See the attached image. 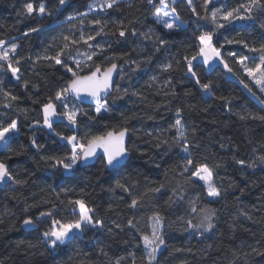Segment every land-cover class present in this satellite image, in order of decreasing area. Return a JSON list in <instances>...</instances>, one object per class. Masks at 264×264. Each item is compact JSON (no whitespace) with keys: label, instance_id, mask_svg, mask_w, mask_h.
I'll use <instances>...</instances> for the list:
<instances>
[{"label":"trees","instance_id":"trees-1","mask_svg":"<svg viewBox=\"0 0 264 264\" xmlns=\"http://www.w3.org/2000/svg\"><path fill=\"white\" fill-rule=\"evenodd\" d=\"M29 2L36 7L43 2L49 11L60 7L58 0H0V39L9 45L17 44L16 55L23 58L19 65L21 81H15L10 73L4 79V89L19 96L20 100L15 102L12 109L0 107V119H18L20 132L10 138L7 148L0 150V159L8 164L16 179L27 181L23 185L12 181L0 184V264H116L120 257L124 258L121 264H133V257L129 253L134 254L135 264H145V251L140 236L150 231L148 217L153 212H159L165 218L166 246L158 253L157 264H206L212 242L217 243L219 250L212 264H264V255L257 254L264 253V165L256 161L258 156L264 155V121L252 118L264 116V103H261L264 96L243 75L239 65L227 57L229 51H239L250 57H256L258 53L249 52L235 44H225L222 50L234 70L256 93L255 96L248 92L240 80L229 73L228 76L220 65L215 71L204 75V82H213L209 95L186 77L176 64V61H183L184 56L196 53V35L200 30L211 28L205 21L197 20L186 2L178 0L174 5L181 20L186 23L181 30L171 34L155 23L152 15L154 8L147 0H120L117 8L104 12L90 11V5L95 0H68L67 5L55 16L45 15L43 18L21 15L25 4ZM153 2L158 6L159 0ZM245 2L219 0L214 6L232 9ZM193 4L203 15V0H193ZM79 13H87V16ZM255 15V21L243 22V26L237 22L219 30V43L229 39H244L251 47L259 48L264 44L261 38L264 29L260 27V22L264 21V11L257 10ZM69 16H76V19L68 20ZM94 19L107 22L106 33L115 31L117 24L138 21L131 26L137 30V36H131L130 27L126 42L118 43L111 35L97 36L95 41L90 42L103 44L107 49L103 55L94 58L95 63L107 66L110 61L105 59L106 56L120 57L127 54L129 59V63L122 59L115 61L123 67L118 68L119 74L114 86L119 87L121 92L127 89L128 95L113 104L112 99L117 95L113 91L108 98L110 111L95 121L82 118L85 124L79 133L84 136L85 133L98 134L113 127L118 128L127 118L130 159L126 168L116 174L103 170L102 160H96L90 166L81 164L72 172L49 167L50 162L42 157L62 154L65 151L63 142L47 129L34 125V121L41 119V114L40 105L33 101L44 102L46 97L54 95L64 86L67 80L60 73L63 68L57 69L58 65L53 66L54 62L37 60V57L54 56L63 45L65 35L75 39H79L81 31L85 36L95 35L98 27L90 23ZM198 25L204 27L198 30ZM40 26H45L43 31L31 33L27 37L23 35L29 28ZM149 29L169 41L159 52L155 51L157 45L152 40H145L139 35L140 32H149ZM77 49L80 52L92 51L81 42L70 48L74 57ZM149 57L151 63L146 62ZM66 62L75 68L71 60ZM166 63H172L173 70L161 71L160 66ZM137 64L139 69L134 72ZM198 71H202L199 62ZM83 74H87V69ZM152 77L156 79L152 80ZM24 80L29 81L27 88L20 86ZM167 81L171 83L166 84ZM134 92L136 95L132 94ZM186 92L190 94L185 95ZM219 97H231L230 106L226 107ZM4 102L0 94V104ZM78 107L96 115L94 107L81 104ZM177 107L183 108L182 118L188 138L193 144L199 145L191 149L192 158L197 164L220 165L215 169L216 184L222 190L219 202L209 204V198L201 187L184 183V177L179 175L184 160L178 147L172 146L169 151V144H161L159 148L156 146L159 140L171 143L175 136V130L170 129V125L175 121ZM219 112H225L236 124L245 146L243 151L232 146L231 155L225 156L215 153L211 145L199 141L200 130L209 125ZM241 116L248 118L241 119ZM55 127L57 131L72 134L62 124ZM33 137L44 146L39 151L31 146L30 138ZM9 156L11 159H8ZM233 156L248 162L256 161L257 166L241 167L234 162ZM117 180L131 187V193L118 188L110 191ZM134 181L137 183L132 187ZM160 183L166 184L161 192L146 196L139 208L128 207L133 197H139L147 188L156 187ZM177 185H183L185 189L183 200L173 195ZM198 193L201 196L197 202L198 208L207 205L217 210L215 229L203 236L184 231L186 225L178 219L181 216L185 220L192 218L188 201ZM81 197L96 208V215L104 220L105 226L103 229L86 230V234L72 244L58 249L54 257L47 254L41 256V253H46V248L39 240L15 231L19 207H25L31 214L37 215L55 204L58 208L57 218L70 219L71 209L67 207V201ZM169 197H172L171 201ZM34 204L38 207H31ZM241 212L247 213L251 219L241 215ZM130 217H135L136 229L126 227ZM115 224L121 225L123 230L115 227ZM29 243L34 247H29ZM177 248L183 251L175 252Z\"/></svg>","mask_w":264,"mask_h":264},{"label":"snow or ice","instance_id":"snow-or-ice-1","mask_svg":"<svg viewBox=\"0 0 264 264\" xmlns=\"http://www.w3.org/2000/svg\"><path fill=\"white\" fill-rule=\"evenodd\" d=\"M180 2H186L188 9L196 16L197 20H203L206 24L211 25L210 29L200 30L199 34L196 35L195 39L198 42L196 45L198 49L196 53L191 56H184L183 61H176L177 66L184 72V75L193 81L202 92L210 95L213 82H204V75L215 71L218 65H222L227 73L231 74V76L235 77L237 80H240L248 92L255 96L256 93L244 82L241 75L234 70L222 51L225 44H235L249 52L258 53V56L250 57L239 51H229L227 57L232 58V61L239 65L243 75L255 84L260 92L264 93V44L256 48L251 47L244 39H229L225 40L224 43H219L217 39L220 34L219 30L221 29L237 22L241 23L243 26V22L255 21V12L257 10L264 11V0H246L245 3L232 9L215 7V0H203V4L201 5L204 13L203 15L197 11V8L193 4V0H180ZM67 3L68 0H58L60 7L56 8L55 11H49L47 5L43 2H41L38 7L29 2L25 4L24 11L21 15H27L29 17L38 16L40 18H43L45 15L55 16L56 13L60 12L62 7L67 5ZM147 3L154 8L152 15L155 18V23L169 34L181 30L186 23L181 20L177 8L174 6L177 4V0H159L158 6L154 4L153 0H147ZM119 4L120 0H100L99 4L95 7L90 5V11L98 7L101 12H104L117 8ZM78 15L87 16V13H79ZM67 19L74 20L76 16H69ZM136 22L138 21L130 20L128 24H117L115 26V31L106 33V21L100 19L91 20L90 23L98 27V30L95 31V35L89 34L85 36L83 31H81L79 39L65 35L63 37V45L54 56L43 55L37 57V60L42 59L54 62L53 66L58 65L64 69L65 73L70 74L64 86L60 87L54 95L46 97L44 102H40L39 100L33 101V103L40 105L39 111L41 114V119L34 121V125L42 129H47L51 135L63 142V148L65 149L60 155L53 154L42 157L46 162H50L49 167L53 169H62L64 172H72L81 164L87 165L89 162L102 160L103 170L113 174L119 173L121 169L126 168L127 161L130 159V150L127 145V137L130 129L127 127V118L124 124L118 128L113 127L98 134L85 133L84 136H80L79 133L81 127L85 124L82 118L86 117L87 120L95 121L97 117H102L103 113L110 111L108 98L112 96L113 91L117 93L112 99L113 104H115L117 100H123L124 97L128 95L127 89L121 92L119 87L114 88V73L117 72L118 68L122 69L123 67L115 61L122 59L125 63H129L127 54L120 57L106 56L105 59L110 61V63H108L107 66L98 64L95 63L94 58L103 55L107 49L103 44L90 42L95 41L96 37L101 35H111L118 43L126 42L129 36V29ZM44 27L45 26L29 28L23 35L27 37L31 33H39L44 30ZM203 27V25H198V30ZM260 27L264 29V21L260 22ZM130 34L135 37L138 33L134 27H131ZM139 35L145 40H152L157 45L155 48L156 52L165 48L169 43V41L163 39L161 36L155 35L152 29H149V32H140ZM261 38L264 39V36ZM81 42L87 45L89 49H92V51L80 52L77 49L76 56L74 57L71 54L70 48L72 45H78ZM5 45L6 41L0 39V94H2L5 101L3 104H0V107L12 109L14 108L15 102L20 100V97L4 89V79L5 75L10 73L11 77L17 82L21 81L22 76L20 74L19 65L23 58H18L16 55L18 49L17 44L13 43L7 47ZM108 47H111L110 43ZM66 60H71L75 68L70 66ZM131 62L135 63V61ZM146 62L151 63V57H149ZM198 62L202 65V71H198ZM5 65L7 66L6 68L4 67ZM160 67L163 72L173 70L172 63H166ZM85 69H87V74H83ZM138 69L139 64H137V68L133 69V71L135 72ZM121 79H123V76H121ZM151 79L155 80L156 78L152 77ZM169 83H171V81L166 82V84ZM20 86L27 88L29 86V81L24 80ZM32 87L37 86L32 85ZM132 94L136 95L135 92ZM189 94L188 92L185 93V95ZM219 99L225 102L226 107L230 106L231 97H219ZM86 102L95 105V116L91 115L89 111L78 107L79 104ZM261 103H264V99H261ZM182 113L183 108L177 107L175 110V121L170 125V129L175 130V136L172 137L171 143L168 140H159L156 146L159 148L161 144H169V151H171L172 146L178 147L180 153L183 154L184 162L180 166L181 171L179 175L184 177V183L201 187L205 196L210 198L209 204L219 202L222 196V190L216 184L215 169L220 167V165L209 166L207 163L197 164L192 158L191 149L199 147V145L193 144L188 138ZM240 118L247 119L248 116H241ZM252 118L264 121V116H252ZM57 124H62L67 131L72 134L69 135L57 131L55 127ZM32 126L33 125H30V127ZM19 132L20 122L18 119H0V150L7 148L10 138ZM193 135H195V133H193ZM30 140L31 146L37 149V151L44 147L38 144L34 137L30 138ZM221 147L224 146L221 145ZM19 154L20 153H15V155ZM8 159H11V156H9ZM232 159L241 167L255 168L257 166L256 161L264 165V155L258 156L256 161L252 162L238 159L235 156H233ZM157 167H159V165H157ZM173 171H175V169H173ZM8 181L21 185L27 182L25 180L16 179L10 172L8 164L0 159V184H5ZM136 183L137 182L134 181L132 187H135ZM165 187V183H160L156 187L147 188L139 197H133L128 207L130 209L141 207V202L146 196L159 193ZM116 188L123 192L131 193V187L120 180L116 181L114 188L110 189V191H114ZM63 191L66 192L67 190ZM184 194L185 189L183 185H177V188L173 190V195L179 200L184 199ZM200 199L201 196L198 193L194 199L188 201L190 209L189 215L192 218L185 220L183 216L178 217V219L183 221L186 225L183 230L196 236H203L205 233L212 232L216 227L214 219L217 210L207 205L198 208L197 202ZM169 200L171 201L172 197H169ZM60 203L64 204V201ZM31 207H38V205L34 204ZM67 207L71 209L70 219L57 218L58 208L57 205L53 204L51 208L40 211L35 217L29 215L23 220V226L28 230H39V224L47 223V227L43 231H40L39 235L38 242L46 248V253H41V256L47 254L48 256L54 257L58 249L72 244L74 240L86 234V230L104 228V220L97 217L96 208L92 207L83 197L69 199L67 201ZM25 211L27 212L28 210L25 209ZM241 215H245L248 219H251L245 212H241ZM164 219V216L159 212H153V214L148 217V227L150 231L148 233H142L140 236L145 251V264H157L158 253L161 251L162 247L166 246ZM115 227L123 230L122 226L119 224H115ZM126 227L129 229L137 228L135 217H130L127 220ZM109 231H111V229H109ZM137 231H139V229H137ZM21 243H23V241H21ZM29 247H34V245L29 243ZM174 251L180 252L183 250L177 248ZM253 251L255 252L256 249H253ZM257 254L264 255V253ZM129 256L133 257V264H135L134 254L129 253ZM123 259V257L117 258L116 264H121V260Z\"/></svg>","mask_w":264,"mask_h":264},{"label":"rangeland","instance_id":"rangeland-1","mask_svg":"<svg viewBox=\"0 0 264 264\" xmlns=\"http://www.w3.org/2000/svg\"><path fill=\"white\" fill-rule=\"evenodd\" d=\"M218 1L219 0H215V3H217ZM99 2L100 0H95L92 6L95 7L96 5L99 4ZM98 10L99 8L96 7L95 10L93 11H98ZM5 46L7 47L10 45L6 44ZM5 67L7 66L5 65ZM59 67L60 66H58L57 69H60ZM60 73L62 76L66 77L67 79H68V76L70 75V74L65 73V71L61 69H60ZM228 76L230 75L228 74ZM253 85L260 92L259 88L255 84ZM260 93L264 96V93L262 92ZM198 139L199 141L203 143L211 145L215 153L225 155V156L231 155L232 146L241 151H243L245 148L244 144L242 143L239 137L236 124L225 112L216 113L212 121L210 122V124L203 127L200 130V132L198 133ZM221 145H223L224 147H221ZM25 209L27 208L19 207L18 220L15 226L16 232H22L23 220L26 218V216H29V215H31L32 217L36 216V215L31 214L29 211L26 212ZM45 228H46V224L41 223L38 225L39 230H34V231H31L25 234L31 236L35 240H39L40 231H43ZM218 255H219V250H218L217 243L212 242L211 249L209 251V255L206 260V264H212V262L218 257Z\"/></svg>","mask_w":264,"mask_h":264},{"label":"water","instance_id":"water-1","mask_svg":"<svg viewBox=\"0 0 264 264\" xmlns=\"http://www.w3.org/2000/svg\"><path fill=\"white\" fill-rule=\"evenodd\" d=\"M118 74H119V70L117 69V72L116 73H114V79H115V83H116V80H117V78H118ZM115 86V85H114ZM113 94V93H112ZM81 105H85V106H89V107H95V105L94 104H91V103H83V104H81ZM127 141H128V137H127ZM96 162V160L94 161V162H89L87 165H84V166H90V165H93L94 163ZM31 231H34V230H28V229H26L24 226H22V232L23 233H29V232H31Z\"/></svg>","mask_w":264,"mask_h":264}]
</instances>
